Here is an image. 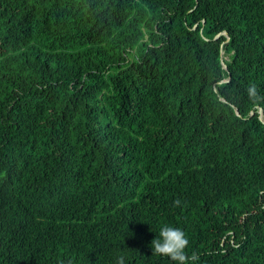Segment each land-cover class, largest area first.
<instances>
[{"label":"trees","instance_id":"obj_1","mask_svg":"<svg viewBox=\"0 0 264 264\" xmlns=\"http://www.w3.org/2000/svg\"><path fill=\"white\" fill-rule=\"evenodd\" d=\"M163 225L264 264V0H0V264H176Z\"/></svg>","mask_w":264,"mask_h":264},{"label":"clouds","instance_id":"obj_2","mask_svg":"<svg viewBox=\"0 0 264 264\" xmlns=\"http://www.w3.org/2000/svg\"><path fill=\"white\" fill-rule=\"evenodd\" d=\"M250 96L256 95V86L252 85L248 89ZM178 205L179 200L175 201ZM189 244L186 233L179 227L163 225L160 228L158 237L151 241L152 253L158 256H166L175 261L176 264H189L190 257L186 254V248ZM192 260L197 259L195 254ZM116 264H125V258L120 255Z\"/></svg>","mask_w":264,"mask_h":264},{"label":"rangeland","instance_id":"obj_3","mask_svg":"<svg viewBox=\"0 0 264 264\" xmlns=\"http://www.w3.org/2000/svg\"><path fill=\"white\" fill-rule=\"evenodd\" d=\"M225 57V56H224ZM227 57V56H226Z\"/></svg>","mask_w":264,"mask_h":264},{"label":"water","instance_id":"obj_4","mask_svg":"<svg viewBox=\"0 0 264 264\" xmlns=\"http://www.w3.org/2000/svg\"><path fill=\"white\" fill-rule=\"evenodd\" d=\"M226 34V33H225ZM261 117V116H260Z\"/></svg>","mask_w":264,"mask_h":264}]
</instances>
